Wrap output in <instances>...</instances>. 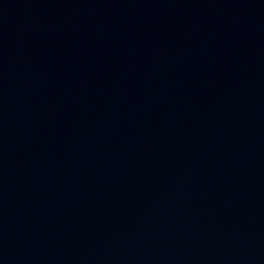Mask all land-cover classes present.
Wrapping results in <instances>:
<instances>
[{
	"label": "water",
	"instance_id": "95a60500",
	"mask_svg": "<svg viewBox=\"0 0 264 264\" xmlns=\"http://www.w3.org/2000/svg\"><path fill=\"white\" fill-rule=\"evenodd\" d=\"M0 264H264V0H119L1 92Z\"/></svg>",
	"mask_w": 264,
	"mask_h": 264
}]
</instances>
